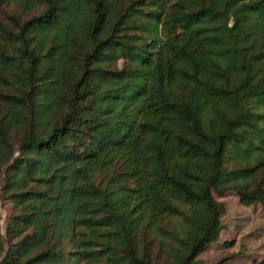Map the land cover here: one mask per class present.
<instances>
[{
	"label": "trees",
	"instance_id": "obj_1",
	"mask_svg": "<svg viewBox=\"0 0 264 264\" xmlns=\"http://www.w3.org/2000/svg\"><path fill=\"white\" fill-rule=\"evenodd\" d=\"M118 1L0 0V189L18 211L0 264H203L213 193L264 205V0H139L163 2L137 10L157 42L125 40L136 10L111 23ZM131 44L139 68L101 67ZM127 76L139 104L114 132L127 96L102 85Z\"/></svg>",
	"mask_w": 264,
	"mask_h": 264
},
{
	"label": "rangeland",
	"instance_id": "obj_2",
	"mask_svg": "<svg viewBox=\"0 0 264 264\" xmlns=\"http://www.w3.org/2000/svg\"><path fill=\"white\" fill-rule=\"evenodd\" d=\"M139 2V3H137ZM143 2V1H142ZM139 0H119L114 4L113 13L110 14V22H115V18L122 15L128 6H131L135 14L127 19V22L120 27V34L128 40L132 35L139 36L148 41L157 42L159 38V28L154 21L148 19L141 12L143 9L152 8L153 10L161 9L163 2H159L156 7L146 6ZM107 33V32H105ZM108 58L102 62L103 69H117L126 72L139 68L138 58L143 53L140 48L134 47L133 44L127 45L122 51L110 50ZM132 60V65L130 60ZM131 74V73H129ZM139 79L135 76H127L121 81H109L103 83L104 94L112 89L124 93L127 98L115 106L111 116L108 117V123L114 132H122L127 127L129 120L124 116L127 109H136L139 99L132 97V93ZM55 171V167H47L44 165L42 173L49 175ZM63 173L65 171H62ZM16 190L26 188L23 176L17 178ZM56 216L60 218L69 215V206L65 191L61 186H56ZM214 199L224 204L225 213L221 217L222 231L218 240L212 243L207 250L201 253L197 259L203 264H260L264 262V205L251 203L249 205L242 204L239 198L233 192H227L223 195L213 193ZM18 211L13 203L4 198V194L0 189V235L5 240H9L8 228L11 227L12 217ZM56 219V217H55ZM56 221V220H55ZM58 221L53 229V233L58 234ZM8 245V244H6ZM46 263L61 264L57 259H49ZM86 264V263H85Z\"/></svg>",
	"mask_w": 264,
	"mask_h": 264
}]
</instances>
